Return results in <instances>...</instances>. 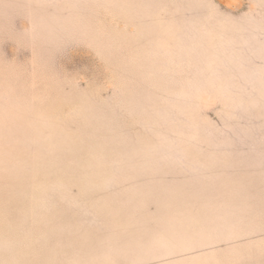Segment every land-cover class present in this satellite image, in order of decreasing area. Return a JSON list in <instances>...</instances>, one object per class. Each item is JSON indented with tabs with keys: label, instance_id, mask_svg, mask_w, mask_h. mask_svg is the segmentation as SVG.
Wrapping results in <instances>:
<instances>
[{
	"label": "rangeland",
	"instance_id": "rangeland-1",
	"mask_svg": "<svg viewBox=\"0 0 264 264\" xmlns=\"http://www.w3.org/2000/svg\"><path fill=\"white\" fill-rule=\"evenodd\" d=\"M0 264H264V0H0Z\"/></svg>",
	"mask_w": 264,
	"mask_h": 264
}]
</instances>
